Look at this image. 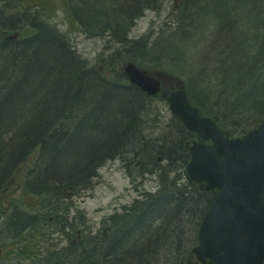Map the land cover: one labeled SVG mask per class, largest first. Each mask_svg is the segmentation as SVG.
Wrapping results in <instances>:
<instances>
[{
	"label": "bare ground",
	"instance_id": "1",
	"mask_svg": "<svg viewBox=\"0 0 264 264\" xmlns=\"http://www.w3.org/2000/svg\"><path fill=\"white\" fill-rule=\"evenodd\" d=\"M208 4L0 0V202H11L10 210L0 209V264H119L124 255L113 254L127 236L123 245L130 244L133 254L150 236L176 230L175 217L188 218L187 205L166 211L159 206L168 190H185L192 181L187 167L193 144L212 143L174 114L171 94L183 89L190 106L230 140L249 134H227L243 129L239 118L264 114V98L253 96L264 86V0H229L222 20L210 17ZM146 21L149 29L140 31ZM83 39L103 44L96 59L82 52ZM184 42L193 51L180 55ZM163 63L183 78L153 71ZM19 72L31 82L23 98L8 103ZM77 74L83 80L72 84ZM153 79L160 86L148 84ZM59 84L82 93L73 100ZM159 103L167 106L168 120ZM115 131H129V144L114 146ZM168 143L171 160H164ZM112 165L124 172L134 198L90 230L82 205L101 170ZM18 178L26 207L14 194ZM148 181L154 189H147ZM11 243L17 253L2 256Z\"/></svg>",
	"mask_w": 264,
	"mask_h": 264
},
{
	"label": "water",
	"instance_id": "2",
	"mask_svg": "<svg viewBox=\"0 0 264 264\" xmlns=\"http://www.w3.org/2000/svg\"><path fill=\"white\" fill-rule=\"evenodd\" d=\"M148 84L160 86L155 79ZM169 100L184 125L212 143H194L187 167L193 182L219 191L193 254L200 264H264V124L230 140L190 106L183 89Z\"/></svg>",
	"mask_w": 264,
	"mask_h": 264
},
{
	"label": "trees",
	"instance_id": "3",
	"mask_svg": "<svg viewBox=\"0 0 264 264\" xmlns=\"http://www.w3.org/2000/svg\"><path fill=\"white\" fill-rule=\"evenodd\" d=\"M70 69H67L64 73H67ZM254 77L255 75L252 76V79H254ZM82 80L83 79L81 78V75L77 74L73 78L72 84H76L75 81L79 82ZM60 87H64L65 89V85L61 84ZM66 87L69 88H66L63 94L61 91L59 93L60 95H64L66 92H69L73 94V100L75 99V96L80 97V94L82 93L81 88H74L72 85H66ZM254 95H258L259 97L264 98V86L258 88V91L253 94V96ZM260 104L264 105V102ZM238 122L244 124L243 129L239 131H226L228 135H246L251 130L257 128L264 122V114L260 115L257 113L248 112L243 118H239ZM178 126L183 130L185 135H189V139L190 137L193 138L192 135L189 134L179 122ZM128 133L129 131L125 133L124 131L119 133L115 131L114 133H112L111 135H113V145L118 147L123 144H129L128 142L130 141V138L128 137ZM167 140L169 143L171 142L170 138H167ZM169 143L167 145L165 144V146L162 147L165 153V156L163 157L164 160H171ZM137 147L140 149V147L138 146L137 138L134 139L133 133V150L136 151ZM187 154L188 155H185L184 153L185 159L187 163H189L190 154L188 152ZM149 156L156 157L154 153ZM216 196L217 192H205L199 185L189 180L186 182L185 190H168L164 195V201H162V204H160L159 209H161L162 211H166L167 209L169 210L172 207L178 209L181 206L183 207L184 205H187L190 208V211L187 215L188 218L184 220L185 218L183 217L182 219L179 216L175 217L172 222L178 225L174 226V229L177 228L176 230H174L173 232H164L159 236L157 234L154 236H150L147 243L145 245H141V247L138 246V251L133 252V254H130V252H128V249L130 247L127 248V246L130 244L123 245V243L128 242L131 239V237L128 238L127 236L120 242L118 246H116L117 250H115L117 252L113 254V257L118 254L119 251H121L125 259L118 261L119 264H129V262L133 264H144L146 261V263L149 264H198L195 257L192 255V250L198 244L200 225ZM156 211L157 210H155L154 213H156ZM196 216L198 217L197 220L195 219ZM106 264H111V260L109 261V259H106Z\"/></svg>",
	"mask_w": 264,
	"mask_h": 264
},
{
	"label": "rangeland",
	"instance_id": "4",
	"mask_svg": "<svg viewBox=\"0 0 264 264\" xmlns=\"http://www.w3.org/2000/svg\"><path fill=\"white\" fill-rule=\"evenodd\" d=\"M180 8L181 6L175 9L176 14H178L181 11ZM207 9L211 13L210 17H213L214 15L215 19L218 20V18H221L222 20L223 17H227L226 14L223 13V11L230 10L229 0H209ZM143 25H144V29H141L140 31L149 29L148 21L144 22ZM64 27L66 26L64 25ZM83 40L84 41L80 40L81 41L80 47L82 52L86 54L85 55L86 57L90 59H96L97 56L102 53L101 51L103 49V44L101 42L87 41L85 39ZM183 46L184 47H182L179 50L180 55H182V52L183 54H188L187 50H189V52L193 51L190 44L184 42ZM174 52H176V50H174ZM199 56H201V54H199ZM195 63L196 61H192V60L190 62V64L192 65H194ZM168 66L169 65L163 63L159 67L153 68V71H158L159 73L165 74L171 77L172 79H174V76L177 77L178 79L183 78V74L180 75V73L176 72L175 69L170 68ZM177 70H179L178 67ZM19 75H20L19 77L13 80L14 85L11 87L10 89L11 91L8 93L10 100V102L8 103H17V99L19 101L20 98L23 96L22 94L23 88H25V85L29 86V83L31 82L32 78H30L29 75L23 74L21 72H19ZM184 79H186V77H184ZM29 89L31 90V87ZM158 106L168 120L170 118V113L167 106L161 103H159ZM69 152H72V155L74 154V152L78 153V151H76V149L73 148L69 149ZM68 167L75 168V165L74 166L68 165ZM100 173H101L100 179L97 183L94 192L88 194V197L85 199L84 204L82 205L84 211L86 212L89 218L88 219L89 227L92 228L90 230H94V229L97 230L100 227L102 220L106 218V216H110L116 211L117 212L121 211L122 207L125 205H129L134 198V193L131 190L129 181L125 178L124 172H121V170L117 169V165H112L111 167L107 166L103 168ZM147 183H148L147 186L148 190H152L156 186L155 182L153 181L151 182L148 181ZM19 184H20V178H18L17 180V185L15 187L16 190L14 194L17 197L16 198L17 201L19 199L21 203H23L24 190L21 187L19 188L18 186ZM10 203L11 202H8L6 198L2 199V201L0 202V209H3L4 211L10 210L11 207L8 206V204ZM23 206L26 207V204L23 203ZM9 245L10 248L5 247V249L7 248V251H4L5 253H2V256H5V254L11 256L14 255L15 252L17 253L16 244L11 243ZM36 245L37 242L31 244V246H36Z\"/></svg>",
	"mask_w": 264,
	"mask_h": 264
},
{
	"label": "flooded vegetation",
	"instance_id": "5",
	"mask_svg": "<svg viewBox=\"0 0 264 264\" xmlns=\"http://www.w3.org/2000/svg\"><path fill=\"white\" fill-rule=\"evenodd\" d=\"M1 1H3V0H1Z\"/></svg>",
	"mask_w": 264,
	"mask_h": 264
}]
</instances>
